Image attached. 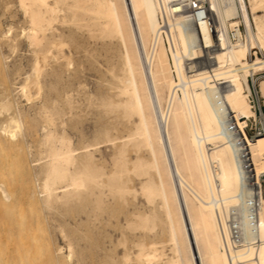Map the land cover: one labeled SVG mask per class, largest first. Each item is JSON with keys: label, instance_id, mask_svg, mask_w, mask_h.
I'll return each instance as SVG.
<instances>
[{"label": "bare ground", "instance_id": "1", "mask_svg": "<svg viewBox=\"0 0 264 264\" xmlns=\"http://www.w3.org/2000/svg\"><path fill=\"white\" fill-rule=\"evenodd\" d=\"M175 1L11 0L5 7L8 11L16 5L10 17L20 14L22 20L18 26L3 29L0 40L14 51L21 42L36 47L31 71L23 74L22 82L12 83L13 87L2 85L0 117H8L0 123V136L5 143L15 148L20 138L25 140L24 111L12 100L13 94L31 102L33 96L43 95L41 79L51 74L66 75L71 83L60 100L42 97L31 114L41 123L39 151L33 155L34 147L27 143L31 159L25 163L34 172L37 191L18 199L7 182H0V201L7 216L0 221V231L11 252L4 264H36L41 256L58 264L60 260L81 264L74 262L79 253L64 228L66 223L54 217L59 206L83 204L84 215H76L79 223L103 219L107 225L123 229L118 208L108 209L120 205L133 216L127 227L143 230L145 237L155 233V207L143 211L141 204V211L136 208L138 191L132 175L144 178L139 185L147 205L158 203L162 209L170 253L166 254L164 245L159 250L158 243L147 244L144 236L133 239L137 249L133 252L121 230L119 239H108V246L102 247V264H264V197L256 220V248L231 249L229 255L218 218L236 208L246 235L254 236L250 193L241 179L240 161L246 150L257 174L264 173V136L252 141L245 131V119L256 116L248 98L249 77L264 71L263 53V58L248 60L255 47L264 52V0H249V7L244 0H207L210 22L200 24L186 13L175 14ZM76 34L87 35L95 45L116 47V62H120L118 72L108 69L116 82L115 97L100 100L113 116L120 114L109 127L96 128L100 133L93 142L77 123L78 143L66 130L82 113L72 83L80 72L75 69L70 46ZM88 48H82L83 52L89 53ZM3 57L8 61L9 55ZM259 85L264 98V80ZM87 97L91 102L93 96ZM102 144L109 148L105 154L99 147ZM143 150L147 157L140 155ZM13 163L0 165V172L12 171ZM37 204H42L44 215L56 222L55 227L70 243L69 253L52 246L37 216Z\"/></svg>", "mask_w": 264, "mask_h": 264}, {"label": "rangeland", "instance_id": "2", "mask_svg": "<svg viewBox=\"0 0 264 264\" xmlns=\"http://www.w3.org/2000/svg\"><path fill=\"white\" fill-rule=\"evenodd\" d=\"M10 1L11 0H0V32L1 33H2L3 29L7 30L6 27L11 26V24L15 25V23H17L15 26H18L19 20H22V16L20 14L16 18H11L12 16L10 17V14H12V12H14V10H16V5L11 7V9H9L8 11H7V9H5V7L8 5V3ZM13 1H17V0H13ZM244 1L246 3L247 7H249L250 6L249 0H244ZM11 10H12V12H11ZM262 13L263 12H260L259 15L260 14L263 15ZM250 18L252 20V15H250ZM241 20H242V18H241ZM244 27H245V22L243 21L242 26H241L242 31H244ZM18 32H19V30L15 31V35ZM76 36L73 39V42L70 44V46H71V48L75 54L74 55V57H75L74 58L75 59V69H78L80 72L78 74L79 78L74 79L75 81L73 80V82H72L76 85L73 88L77 89V90L75 89L76 90L75 93L73 92V96H74V100H76L75 103L78 101L80 102V103L78 102L76 105L79 106L78 111H80L82 113H80L81 116L79 117V120L76 119L74 122H71L68 124V126L66 127V130L69 131V132L67 131L69 134L72 133L71 135L74 136L75 143L76 142L78 143V140H77L78 136L77 135H79L80 132L78 133L77 131H79V129H80L81 133H85L88 135V136H86V139L89 138L88 140H91L90 142H93L92 140H94L96 138V136L100 133V131L102 129H105L107 126L109 127V125H112L111 122H115V120H114L115 116H116V118H118V115L120 114V112L119 113L115 112L116 114H114V116H113V113H110V111H108V109L106 107H104L105 108L104 109L102 104L100 103L101 102L100 100H102L101 98H103V99H105V98L107 99L108 97L114 98L116 95L117 91H116V88L114 89L115 85H113L116 82L113 80L114 79V77H112L113 73H111L108 69L110 68V69L115 70V72H118L119 67H120V64H119L120 62H116V55H117L116 53L118 52L116 47H110V48H109V46L105 47L101 43H99L98 45H95L93 42L92 43L89 42L87 35L82 36L81 34H76ZM80 36H81V39H83V38L84 39L81 40ZM88 42H89V44L91 43L92 45L90 44L88 46ZM92 46H93V50H92ZM85 47L86 48L89 47L88 48L89 50L91 49L90 52L87 54H86V52H83L84 49L82 50V48H85ZM33 48H36V47H30L27 43L21 42V44L19 43V46L14 51L13 49H11V50L8 49L6 43H4V41L0 40V85H1L0 92L2 90V85L3 86L7 85L10 87H13L12 83L22 82L23 78L25 77L24 75L30 73L31 68H32V61L36 55L33 52V51H35V49H33ZM95 48H98L96 50L97 52L94 51ZM107 48H109V49H107ZM254 51H257L258 55H260V53H261V51L258 47H255L252 52H254ZM93 53H95V54H93ZM262 53L264 54V52H262ZM3 54H4V56L9 55L8 61L6 59L5 60L3 59L4 58ZM93 55H95V56H93ZM6 61H7V63H6ZM5 64H7V65H5ZM78 64H80V65H78ZM114 65H115V68H114ZM16 72L18 75L20 74L19 76H21V77L17 76ZM42 79H41V81H42L43 85L45 86V90H44L43 95L41 94V96H38V97H36V95L33 96L34 98L36 97L37 100H34V98H33L34 101L31 99V102L28 101L29 102L28 103L27 100L23 97L18 98V96L15 97L14 94L12 96V100H14V102L18 103V106L21 108L22 111H24L23 112L24 115H22V117H23V122H24L23 135L25 137L24 138L25 140L20 138L19 142H18V147L14 148L13 146H9L7 143H5V141L0 136V158H1L0 159V161H1L0 165H2V166L6 165V164L11 165V163L14 162L13 163L14 168H12V171H10V172L4 171L5 172L4 175L2 174V172H0V182H5V183L7 182L6 184L8 186H10L11 190L14 192V194L16 195V197L18 199L25 198V197H27V195L29 193L37 191V188L35 185V177L33 178L34 172L32 170H30L31 168L29 165L27 166V163L29 162V158L31 159V156L28 153L29 149L27 148L26 144L27 143L32 144V149L34 147V149L32 150L33 155H36L37 152L39 151L37 146H38V143L40 141L39 128H40L41 123H40L39 118L35 119L34 117H32L34 114L33 110L44 99L49 100V101L50 100L53 101L54 99L56 100V98H57V100L58 99L60 100L63 97V93L65 92V90H67L69 88V85H70L69 83H71V82H69V79L67 78L66 75L65 76L62 75V78H61L60 76L56 77V76H54V74H51V75L44 76ZM262 80H264V79H262ZM81 81L83 82V85L81 88H79L81 86ZM107 81H108V84H107ZM48 82H49V84H48ZM62 82H65V83H62ZM103 82H105V84ZM84 85H86V86H84ZM52 87H53V89H51ZM107 88H108V90H107ZM77 91H79V92H77ZM55 92H57V93H55ZM76 94H79V96ZM88 95L89 96L91 95V97L93 96L94 100L92 99L91 102L88 101L87 100ZM84 97H86V98H84ZM18 100H21V101H18ZM94 101H95V104L93 103ZM33 104L34 105L36 104V105L33 107ZM30 105H32L33 108ZM81 105L83 106V109L81 108L82 107ZM63 107L67 109V107H65V105H63ZM81 109H82V111H81ZM13 112H15V109L13 110ZM25 112H28L29 115ZM31 114H32V116H31ZM7 117H8L7 115L1 116L0 117V123L2 121L6 120ZM87 120H88V122H87ZM78 123H80V124H78ZM75 124L77 125V127L79 129L74 127V126H76ZM97 125H98V127H97ZM92 128L94 130H97L96 131L97 133L95 131H93ZM96 128H98V129L102 128V129L101 130L99 129L100 130L99 131ZM91 131H92V133H91ZM93 132H95V133H93ZM90 134H92V136ZM93 135L95 137H93ZM99 147H101V150L104 154L109 151L107 144L106 145L102 144ZM140 155L145 157L147 155V151H145V150L141 151ZM5 159H7V160L5 161ZM27 159H28V161H27V163H25ZM1 163H3V164H1ZM25 165H26V167H25ZM107 165H109V163H107ZM2 166H0V168ZM28 167H29V170L27 169ZM132 177H133V185H134L135 189L138 191L136 194V198H135L137 200L134 201V205H136V208L139 209V211H141L142 207H143V211H146V209H148V211H149V210L153 209V207H155L154 212L157 213V215H158L157 216V222L159 221L158 223L156 222L157 226L155 228L156 229L155 233H151V234L147 233V237H145L146 232H144L143 230L133 231L131 228L127 227L128 224H126V223H128L129 221L131 222V220H133V216L130 214H126V209L123 208L122 206L120 207V205H115L114 207L110 206L108 209L110 211L113 208H118L119 212L117 215L119 216V220L121 221V224H123L122 225L123 229L113 228V227L107 225L106 221H104L103 219H100V221H98V220L97 221H86V222L79 223L78 217L76 215H80L81 217L84 215L82 212L84 209L83 204L71 205V206L69 205V206H65V207L59 206V211H57V213L54 214V217L58 218L59 221H61L62 223H66L65 224L66 227H64V228L67 232H69L71 234V238L73 239L75 245L77 246L79 256L77 255L76 259L74 260L75 263H77V261H78L81 264H102L103 257L101 254L104 252V250H101V249L104 248L103 246H105V248L108 246V243H106V241L108 239H111V238L112 239H119L118 234L121 232V230H122V232L124 231L123 233H124L125 238L126 239L129 238L130 241H128L127 245H128V247H130L132 249L133 252H134V250L135 251L137 250L136 248H133V241H134L133 239H140L141 237L144 236V238L146 239L145 242L147 244H151V242L158 243L157 247L160 248L159 250L162 249L160 246H162V247L165 246L164 251L166 252V254L170 253L167 249L168 244L166 245L167 239L169 237H168V233H167V224L165 222V218H164V214L162 212V209L159 208L160 206H158V203L155 206H148L147 205V203L145 202V199L143 198V196L140 193V185H139V182L144 180V178H138L134 175H132ZM0 203H1V201H0ZM141 204H142V207H141ZM0 207H1L0 208V213H1L0 214V221H3V219L7 218V216L5 214H3L4 207H3L2 203L0 204ZM130 207H129L130 209L134 208L133 205ZM149 207H151V208H149ZM35 208H36V213H37L38 218L41 220V222L43 223V225L45 227V232H46L47 236L50 237V239H51L52 246L53 247H56V246L60 247L61 246L64 250V253H66V254L69 253L71 245L67 241V239L61 235L58 228L55 227L56 222H54L53 220H50L49 216L47 218L44 215V213L42 212V209H43L42 204H37ZM106 213H105V216L107 217ZM125 214H126V216H125ZM158 218H159V220H158ZM3 222L0 223L1 224L0 229H2ZM124 226H126V227H124ZM125 234H127V235H125ZM120 239H122V236H120ZM0 241L2 242V244L4 243V245H6V247H1L2 245L0 244L1 245L0 246V263L4 264V263H6L5 259H8L11 256V252H10V250L7 249V240L1 231H0ZM1 248H3L2 251L3 250H6V251L1 252ZM122 248H123L122 246L118 247L119 251L122 252L124 250ZM4 254H5V256H4ZM1 255H2V257H1ZM41 257L36 258V260H35L36 264H43V263L47 264L46 262H48V264L49 263L50 264H58L55 262V260H52L51 258H47L45 256H43L42 258ZM3 258H4V260H3ZM32 262H33V260H32ZM59 264H66V263L63 262L62 260H60Z\"/></svg>", "mask_w": 264, "mask_h": 264}, {"label": "built area", "instance_id": "3", "mask_svg": "<svg viewBox=\"0 0 264 264\" xmlns=\"http://www.w3.org/2000/svg\"><path fill=\"white\" fill-rule=\"evenodd\" d=\"M173 4L177 7L175 14L186 13L197 24H200L202 21L210 22L209 3L207 0H177ZM253 50L248 55L249 61L255 59L256 56L263 58L262 52L258 55V52H252ZM262 79H264V71L249 77L251 90L248 98L256 116L245 119L247 121L245 131L248 138L252 141L264 136V98L259 85ZM242 138L245 139L246 137L243 136ZM245 141L247 142V139ZM240 169L242 182L249 188L250 201L248 209L254 220L253 226L255 228L253 227L252 232L254 236L251 238L246 235L245 227L242 225V220L236 208H232L225 216L218 214L222 237L229 255L231 249L246 246L256 248L259 244V240L255 234L257 232V215L261 206V200L264 197V173L257 174L251 155L246 150L241 156Z\"/></svg>", "mask_w": 264, "mask_h": 264}]
</instances>
